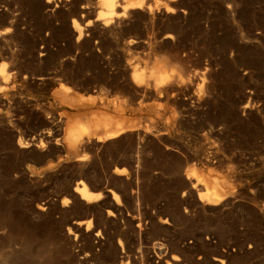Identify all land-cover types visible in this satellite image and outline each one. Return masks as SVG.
I'll use <instances>...</instances> for the list:
<instances>
[{"label":"rangeland","instance_id":"374dc122","mask_svg":"<svg viewBox=\"0 0 264 264\" xmlns=\"http://www.w3.org/2000/svg\"><path fill=\"white\" fill-rule=\"evenodd\" d=\"M108 1L0 0V264H264V0Z\"/></svg>","mask_w":264,"mask_h":264},{"label":"bare ground","instance_id":"6f19581e","mask_svg":"<svg viewBox=\"0 0 264 264\" xmlns=\"http://www.w3.org/2000/svg\"><path fill=\"white\" fill-rule=\"evenodd\" d=\"M105 3L108 7L107 8L108 10L106 11V14L108 15V19H107L108 22H113V18L115 16H129L131 14L132 9L140 8V9H143L144 11H147V12H149L153 9V4L151 2H149L148 0H119V1L113 0V1H108ZM117 3H120L123 6L122 11H120V12H118L116 10V4ZM74 27L78 28V25L75 21H74ZM80 36H81V30L79 32V37ZM134 73L136 75L137 80H139V81L143 80V74L139 70H135ZM168 83H169V80L163 81L161 84L166 85ZM68 132H69V135L71 136V138L73 140H75L78 137L84 136V134L79 133L80 132L79 129L76 128V126H74V125L69 126ZM113 134H115V133L112 132L110 134V136H113ZM76 191L79 193L81 199H84L88 202L92 201V200H100L103 197L102 192H94V191L90 190L88 185L84 182H80L78 184ZM111 192H112V198L115 201V203L120 204L121 198H120L119 194L114 192L113 190ZM82 223H83V221H76V224H78V225H81ZM89 225H90V223H89ZM3 254L6 255V256H4V258L8 257L7 253H3ZM35 255H36V253H35ZM173 260H174L173 264H178V261H179L178 257H173ZM37 263H38L37 259L35 258L34 264H37Z\"/></svg>","mask_w":264,"mask_h":264},{"label":"crops","instance_id":"0c3cea01","mask_svg":"<svg viewBox=\"0 0 264 264\" xmlns=\"http://www.w3.org/2000/svg\"><path fill=\"white\" fill-rule=\"evenodd\" d=\"M201 178L212 198L226 199L235 193L236 180L224 171L205 166L201 170Z\"/></svg>","mask_w":264,"mask_h":264},{"label":"snow or ice","instance_id":"6c2138e0","mask_svg":"<svg viewBox=\"0 0 264 264\" xmlns=\"http://www.w3.org/2000/svg\"><path fill=\"white\" fill-rule=\"evenodd\" d=\"M9 31H11V29H9Z\"/></svg>","mask_w":264,"mask_h":264}]
</instances>
